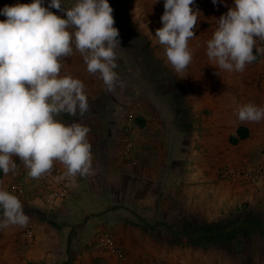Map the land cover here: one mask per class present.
Wrapping results in <instances>:
<instances>
[{
  "label": "clouds",
  "instance_id": "clouds-1",
  "mask_svg": "<svg viewBox=\"0 0 264 264\" xmlns=\"http://www.w3.org/2000/svg\"><path fill=\"white\" fill-rule=\"evenodd\" d=\"M217 4V0H212ZM194 0H165L162 28L156 42L164 47L166 62L177 76L186 75L193 59L189 41L193 39L199 11ZM49 8L66 12V18ZM113 8L108 0H76L62 8V0H42L30 4L5 5L0 14V170L15 173L18 157L32 179L51 173L54 162L65 166L59 179L74 185L76 177L93 174L91 129L73 121L61 122L66 113L83 116L89 110L84 83L70 75L61 76L63 60L75 50L87 71L99 74L108 91L125 87L114 69L119 30L114 27ZM72 30V31H70ZM257 39L264 41V0H235L217 20V28L207 41L206 55L211 65L229 73L243 72L256 60ZM218 75L219 72H217ZM241 122L264 121V107L253 103L237 110ZM29 216L21 200L0 188V231L11 226L26 227Z\"/></svg>",
  "mask_w": 264,
  "mask_h": 264
},
{
  "label": "rangeland",
  "instance_id": "rangeland-1",
  "mask_svg": "<svg viewBox=\"0 0 264 264\" xmlns=\"http://www.w3.org/2000/svg\"><path fill=\"white\" fill-rule=\"evenodd\" d=\"M75 2L76 0H62V8L65 6L71 7ZM108 3L113 8L114 27L119 30L118 39L120 41V47L118 46L115 49L118 59L117 67L114 71L117 72L119 79L125 84L123 88L116 87V91H112V96L115 97V95L120 94L119 90L127 94L131 92L132 98L130 99L132 101L128 102L127 108H121L117 112L113 111L108 116L105 115L106 112L103 110L100 112L94 110L85 112L82 117L79 115L73 117L66 113L57 117V119L65 124L75 121L91 129L87 139L91 144L92 164H94L95 158L99 159L98 155L101 151L93 149L92 145L96 142L91 141V135H94V139L99 140L102 138L99 135L102 136L107 132L109 141L116 142L119 130H122L121 123L124 124L128 113L136 107L137 99H140L142 103V96L145 99H163L167 98L170 93L173 94L174 100L176 98L179 100V97L184 95L186 91L198 93L200 92L199 90L203 91L204 89H212L219 95H222V97H230L234 102V114L232 116H225V110H222V113H220L223 116L214 117L207 108L196 114L189 104L184 108L180 107V109L185 110V113L179 115L178 118L183 122V125L186 128L196 129V136L203 138L206 136V138L210 139V141L205 140V142L211 143L214 147V150H211L212 156L217 158V162L212 164L211 167L220 175L221 168L226 165L264 163V121L258 123L241 122L238 119L237 113L238 108L243 103H246L247 100L257 106L264 107V87L262 84L264 71L260 64L254 61L246 65L243 72L229 73L211 65V61L204 54L203 57L206 59L208 65L198 73L195 71L193 64V54L192 62L186 69V75L179 77L171 65L166 62L165 53H154V49L151 47L147 36L140 35L137 29H135V25L138 24L134 23V20L131 19V11L134 8L133 5H130V1L108 0ZM42 4L48 7L50 0H42ZM49 10L55 11L56 15L66 18V12H61L55 8H49ZM222 13L226 14L225 12ZM206 24L208 25V22ZM73 47L75 48L74 44ZM72 55L71 58L74 57L73 66H77V70L82 65H86L78 51H75ZM77 70L75 69L74 74L78 77L80 76V80L83 76H87L85 70L83 74V70ZM199 74L206 79L212 78L216 82L212 85H194V78L201 77L198 76ZM180 79L190 83L183 85V83H179ZM223 80H226L228 83ZM130 87L131 91H129ZM135 87L138 93L133 91ZM140 95L141 98L139 97ZM169 98L171 97L169 96ZM163 102L165 103V101ZM147 103L152 108L155 102L149 101ZM175 105L176 109L180 103ZM219 105L225 104L220 102ZM138 117L139 115L136 116V118ZM238 126H246L249 136L237 143H232L230 137L234 131L236 132ZM110 148L114 151H121V155L124 156L122 147L120 148L118 144ZM79 178L80 185L74 193L73 198L78 195V192H81L84 195L82 201L71 198L55 210L47 211L31 200H21L25 214L29 216L28 225L23 228L11 226L8 229L0 231V254L9 253V264H21L17 261V258H21V255H25L23 264H45L41 260L46 259L45 255L51 254L49 255L50 258H53L52 255L56 256L59 246H63L70 258L78 253L89 252L90 254H95L96 251L103 249V246L98 243L97 236L101 231L98 229L105 225L112 226L113 218L110 216L117 213L109 210V207L103 206L104 201H111L113 203L111 194L110 192H103L104 195L101 196V194H97L94 191L88 192L91 189L83 181L85 177ZM10 185L9 172L0 178V188L12 193ZM232 189L234 194L232 205H227V211L221 212L215 218L209 219L208 214H203L202 217L199 216L198 219L193 220L191 215L187 216V214H184L179 216V223H171L168 224L169 226H159L153 229L151 226L155 223V218L147 217L148 219L144 221L141 218H137L136 215H133V217L137 220L139 219L138 222L146 227L144 231L147 232L148 236L158 239L160 248L166 247L171 251L181 249L182 244L180 243L185 241L184 239L187 237L185 235L186 232L202 237L199 231L207 225L210 226L212 231L217 229L213 231L217 234H220L219 229L224 230L226 233L225 238L218 237V235H210L207 238L201 239L202 241L199 245L198 240L192 242V246L201 248L202 253L198 256L203 255L202 264H264V174L259 179L249 183L233 184ZM73 205L78 207L77 211H75L76 214L74 213ZM108 210V215H105V212ZM56 222L59 223L60 231L65 225L72 226L71 233L74 242H71L72 244L69 243L70 249H66L68 247L66 232H61L63 238L56 233L53 226L56 225ZM80 224H84L86 229H80ZM155 225L157 224L155 223ZM33 228H35L36 235H34L32 243L29 244L30 242L26 239V233L29 229ZM35 236H37V240ZM81 238H88L89 244H79L83 242ZM77 240H79V243ZM124 251L127 256V249L124 248ZM31 254L35 256L32 257L33 259L30 258ZM147 254L150 255L149 253ZM67 255L61 257V260L65 259ZM153 257L155 264H179L177 258L165 260ZM36 259L37 261H35ZM143 259L146 260V257L144 256ZM61 260L58 263L60 262L61 264ZM193 260L196 261L197 259Z\"/></svg>",
  "mask_w": 264,
  "mask_h": 264
},
{
  "label": "crops",
  "instance_id": "crops-1",
  "mask_svg": "<svg viewBox=\"0 0 264 264\" xmlns=\"http://www.w3.org/2000/svg\"><path fill=\"white\" fill-rule=\"evenodd\" d=\"M129 1L134 8L131 11V19L138 24L135 25V29L140 35L147 36L154 53H165L164 47L156 42L154 36L156 30L163 27L161 16L164 13L165 0ZM31 2L32 0H0V9H3L5 5L30 4ZM234 6L235 0H217L215 5L212 0H194L191 7L193 11L198 10L199 15L197 26L193 29L195 37L189 41V48L194 54L193 64L195 71L198 73L208 65L203 56L206 54L207 41L217 28V20L224 14L222 12L227 13L229 8ZM53 13L56 12L53 11ZM5 19L6 17L0 14V21ZM206 22H208V25ZM75 51L73 47L72 54ZM72 56L65 57L60 74L61 76L70 75L73 78L80 79V76L78 77L74 74L75 69L77 70L78 67L73 66L74 57L71 58ZM257 62L264 71V60L259 58ZM80 69L83 70L82 74L84 70L85 73L87 72V76H83L81 81L85 85L84 91L88 98L89 112L94 110L100 112L103 110L106 112L105 115L108 116L113 111L117 112L121 108H127L128 102L132 101L130 99L132 98L131 92L127 94L119 90L120 94L114 97L112 96V91H108L103 80L99 78V74L95 76L90 74L86 65H82ZM198 76H201V74ZM223 81L226 82V80ZM180 82L183 85L190 83L182 81V79L179 80ZM214 82L216 81L212 80V78L206 79L201 76L195 77L193 84L212 85ZM262 82L264 87V81ZM129 91H131V87ZM133 91L137 92L136 87ZM199 91L198 93L186 91L184 95L179 97V100L177 98L174 100L173 94L170 93L169 96L171 98L168 96L163 98L164 100L160 98L145 99L142 96L143 100L140 107H134V105V109L131 108L135 111L136 116L139 115V117L144 119L143 126H140L137 120L135 123L133 135L134 153L131 160L121 155V151H114L110 148L118 144L123 150L120 140L121 129L116 142L109 141L107 132L102 136L99 135L100 138L102 137L99 140L94 139V135H91V141L96 142L92 145L93 149L101 152L98 155L99 159L95 158V162L92 164L93 174L85 177L83 181L91 189L88 192L94 191L97 194H101V196L104 195L103 192H110L113 203L104 201L103 206L109 207V210L117 213L110 216L113 218L112 226L105 225L98 229L101 230L99 235L105 231H110L117 244L123 249H127L126 264H136L137 262L138 264H155L153 256L165 260L177 258L179 264H202L203 260V255L198 256L202 253L201 248L192 246V242L195 240H198V245L202 241L199 236L186 232L185 235L187 237L184 242L180 243L182 244L180 250L171 251L166 247L160 248L158 239L148 236L147 232L144 231L146 227L139 223V219L137 220L133 215L144 221L148 218H155L157 225L154 223L151 226V228L155 229L159 226L166 227L171 223H179V216L184 214H187V216L191 215L193 220L198 219L199 216L202 217L203 214H208L209 219L215 218L221 212L227 211V205H232L233 203L232 186L233 184L238 185L241 183L229 181L217 174L216 170L211 167L212 164L217 162V158L212 156L211 150H214V147L211 143L205 142V140L210 141V139L206 138V136L205 138L196 136V129L186 128L178 118L179 115L185 113V110L180 109V107L184 108L187 104L192 107L196 114L207 108L214 117L223 116L220 114L222 110H225V116H232L234 114V102L230 97H222V95L212 89ZM139 97L141 98V95ZM137 101L141 100L137 99ZM149 101L155 102L152 108L147 103ZM173 101H176V103ZM220 102L225 105H219ZM179 103L180 105L175 109V104ZM248 103L250 102L247 100L243 105ZM116 112H114L115 115H117ZM121 125L123 126V123ZM16 158L14 159L15 161ZM2 174L4 175L3 171ZM2 174L0 178L3 177ZM12 174L13 172H10V181L13 177ZM73 195L69 199L73 198ZM83 196L81 192H78V195L73 199L82 201ZM72 207L75 213L78 207L76 205ZM109 210L105 212V215H108ZM53 226L56 233L62 238L61 232H66V239L68 240L66 249H68L69 245L74 242L71 233L72 226L65 225L61 231L59 223L56 222V225ZM68 229H70L69 232ZM80 229L85 230L86 226L80 224ZM33 231L34 235H36L35 228H33ZM99 235L97 237L100 244ZM35 237L37 240V236ZM33 240L34 237L28 240L29 244ZM81 240L83 241L81 243L77 240L81 245H86L90 242L88 238H81ZM102 248V250H95V254L84 252L73 254L74 257L70 258L63 246H59L56 256L52 255L53 258H50L49 255L51 254L45 255L46 259L41 261L45 264H60L58 261L61 260V257L67 255L65 259L61 260L64 264H116L117 258L104 247ZM144 256L146 260L143 259ZM32 257L35 256L31 254L30 258L33 259ZM193 259L197 260L194 261ZM9 261V253L0 254V264H9ZM17 261L23 264L25 255H21V258L18 257Z\"/></svg>",
  "mask_w": 264,
  "mask_h": 264
},
{
  "label": "built area",
  "instance_id": "built-area-1",
  "mask_svg": "<svg viewBox=\"0 0 264 264\" xmlns=\"http://www.w3.org/2000/svg\"><path fill=\"white\" fill-rule=\"evenodd\" d=\"M256 47L264 48V41L257 39ZM255 51V48L253 50ZM259 58L264 60V54L257 53ZM264 81V76H263ZM141 102H136V107H140ZM136 123L135 111H131L121 130L120 140L123 145L124 157L131 160L134 153V130ZM17 170L13 173L11 180V191L20 200H31L47 211H53L66 202L78 189L80 185L79 176L76 177L74 185L69 186L67 179H59L66 171L65 166L54 162L50 174L40 179H32L27 175V169L23 163L16 158ZM220 176L232 182L249 183L259 179L264 174V163L257 164H237L223 166L219 172ZM34 237L33 229L26 233V239L31 240ZM100 244L106 250L111 252L116 258V264H126V253L124 249L117 244L113 234L105 231L100 236Z\"/></svg>",
  "mask_w": 264,
  "mask_h": 264
},
{
  "label": "trees",
  "instance_id": "trees-1",
  "mask_svg": "<svg viewBox=\"0 0 264 264\" xmlns=\"http://www.w3.org/2000/svg\"><path fill=\"white\" fill-rule=\"evenodd\" d=\"M254 54L256 55V60H255V61H257V60L259 59V55H258L256 52H254ZM136 120H137V123H138L140 126H143V125H144V119H143V118L138 117V118H136ZM248 136H249V132H248L247 127H246V126H239V127L237 128L235 134L231 135V137H230V141H231L232 143H237V142H239V141L242 140V139H246ZM1 174H2V170H0V176H1ZM216 230H217V229H215V230H213V231H216ZM213 231L211 230V228H210L209 225H207V226H205V227H202V228L200 229V231H199V234H201V236H202V237H200V238L204 239V238L209 237L210 235H211V236H214V235L217 236V235H218V237L221 236V237H223V238L226 237V233H225V231L222 230V229H219V230H218L220 234H217L216 232H213Z\"/></svg>",
  "mask_w": 264,
  "mask_h": 264
}]
</instances>
